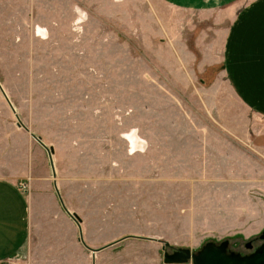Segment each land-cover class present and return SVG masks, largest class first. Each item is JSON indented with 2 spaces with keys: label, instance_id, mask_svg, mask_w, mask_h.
Segmentation results:
<instances>
[{
  "label": "rangeland",
  "instance_id": "obj_1",
  "mask_svg": "<svg viewBox=\"0 0 264 264\" xmlns=\"http://www.w3.org/2000/svg\"><path fill=\"white\" fill-rule=\"evenodd\" d=\"M258 1L0 0V132L46 138L69 206L112 214L127 264L264 241V119L232 60L234 20Z\"/></svg>",
  "mask_w": 264,
  "mask_h": 264
},
{
  "label": "crops",
  "instance_id": "obj_2",
  "mask_svg": "<svg viewBox=\"0 0 264 264\" xmlns=\"http://www.w3.org/2000/svg\"><path fill=\"white\" fill-rule=\"evenodd\" d=\"M262 6L258 1L241 13L232 31L234 90H240L255 120L264 119ZM79 21L78 16L72 25ZM35 35L46 36L38 27ZM245 86L249 94H242ZM45 139L17 120L0 132V264H127L125 244L116 251L111 247L112 214H95L89 221L79 206H69L57 179L54 148Z\"/></svg>",
  "mask_w": 264,
  "mask_h": 264
},
{
  "label": "water",
  "instance_id": "obj_3",
  "mask_svg": "<svg viewBox=\"0 0 264 264\" xmlns=\"http://www.w3.org/2000/svg\"><path fill=\"white\" fill-rule=\"evenodd\" d=\"M11 109L13 110V107ZM17 124L22 125L20 121H17ZM36 138L38 139V137ZM50 149L49 147L48 150ZM259 237H264V229L261 230ZM227 243V239L218 242L207 240L195 251H191L186 246H178L170 251L163 250L162 261L181 263L191 260L192 264H264V241L248 253L228 250ZM167 244L165 241L164 245ZM244 245L248 248L251 247L249 241H246Z\"/></svg>",
  "mask_w": 264,
  "mask_h": 264
},
{
  "label": "built area",
  "instance_id": "obj_4",
  "mask_svg": "<svg viewBox=\"0 0 264 264\" xmlns=\"http://www.w3.org/2000/svg\"><path fill=\"white\" fill-rule=\"evenodd\" d=\"M21 186H23V184L21 183Z\"/></svg>",
  "mask_w": 264,
  "mask_h": 264
},
{
  "label": "flooded vegetation",
  "instance_id": "obj_5",
  "mask_svg": "<svg viewBox=\"0 0 264 264\" xmlns=\"http://www.w3.org/2000/svg\"><path fill=\"white\" fill-rule=\"evenodd\" d=\"M162 250H165L164 248Z\"/></svg>",
  "mask_w": 264,
  "mask_h": 264
}]
</instances>
